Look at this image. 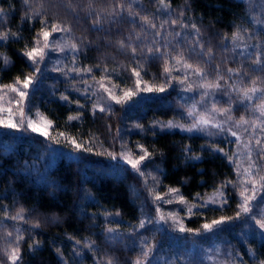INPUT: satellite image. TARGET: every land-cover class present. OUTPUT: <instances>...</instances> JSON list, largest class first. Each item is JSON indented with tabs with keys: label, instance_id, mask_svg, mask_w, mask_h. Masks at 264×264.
<instances>
[{
	"label": "trees",
	"instance_id": "16d2710c",
	"mask_svg": "<svg viewBox=\"0 0 264 264\" xmlns=\"http://www.w3.org/2000/svg\"><path fill=\"white\" fill-rule=\"evenodd\" d=\"M164 4L167 7L159 0H0V33L9 34L0 41V54L8 58L7 64L0 60V121L21 123L22 108L26 118L43 116L51 122L47 139L0 124V264H12L10 253L17 247L16 264L264 261V231L256 223L264 212V193L251 202L250 215L211 231L203 228L221 217H235L239 193L252 187L248 180L264 176V156L256 145L257 139L264 144L258 126L264 123L258 111L264 96L258 91L247 100L243 95L253 86L264 89V0ZM54 24L65 31L52 32ZM42 30L51 33L49 42L75 44V60L69 48L45 49L40 73H34L23 53L37 40L43 47ZM160 53H165L163 58H156ZM166 67L171 87L163 93H141L139 102L134 98L117 104L100 86L114 95L135 90L133 69L144 82L158 86L165 83ZM196 68L203 78L193 74ZM26 74L33 76V84L18 105L20 97L9 86L22 88L16 81ZM217 81L221 87L202 96L205 89L200 85ZM193 105L221 122L225 131L161 127L169 121L189 126L184 120ZM213 105L230 109L231 119L213 113ZM101 107L111 111L101 112ZM242 117L249 123L238 125ZM72 140L92 151L75 150ZM141 145L152 154L140 165L144 176L121 159V153L138 159ZM225 182L231 183L222 188ZM221 188L222 197L217 193ZM156 195L162 199L155 200ZM225 198L227 203H222ZM17 213L23 218L12 219ZM161 214L167 222L159 220ZM181 226L186 230L180 231Z\"/></svg>",
	"mask_w": 264,
	"mask_h": 264
},
{
	"label": "snow or ice",
	"instance_id": "6c2138e0",
	"mask_svg": "<svg viewBox=\"0 0 264 264\" xmlns=\"http://www.w3.org/2000/svg\"><path fill=\"white\" fill-rule=\"evenodd\" d=\"M160 4L163 7H167V5L164 4V0H159ZM129 15H133V13L129 12ZM145 21L147 20L146 17L142 18ZM172 24H175L176 21L173 20L171 21ZM151 27L155 28V25L152 24ZM162 27V26H161ZM193 27H195V25H193ZM65 31L64 28L57 26V25H52V32H62ZM157 35H159L160 33H156ZM14 35V34H13ZM51 35V33L47 30H42V37H43V47L40 46V41L37 40L35 42V45L30 49L27 50L23 53L24 56H26L33 65V72L34 73H40V67L39 65L41 63H43L44 57L47 55V53L45 52V49H50L52 52H56V51H64L65 48H69V50L73 53V60H75L76 56L75 53H77L79 51V49L77 48V46L75 44H64V45H60L59 41H52L49 42V36ZM9 38V34L8 33H0V41H6ZM133 53H135L136 49L133 48L132 49ZM149 52H151V48L148 49ZM157 52L159 53L160 50L157 49ZM165 55V53H160V55L156 58H163V56ZM0 60L3 61L4 64L8 63V58L6 56H3V54H0ZM177 63H180L179 60H177ZM260 61L257 60V64H259ZM185 68L187 69H191L192 65L190 64H185L184 65ZM85 71L90 72L91 69H86ZM134 76L136 77L135 81H134V89H127V90H121V94L120 95H114L113 92L108 89L107 87H105L103 84H101L100 86L104 88V90L108 93V96L111 98V100L115 101L117 104H121V105H125L128 104L130 101H133L134 98H138L136 100V102H139V99H143V97L140 95L141 93H152V92H160L163 93L167 90L168 87H171V80L172 77L170 75V71L169 69L166 67L165 68V73H166V80L164 84L158 85V86H154V85H149L147 84V82H144L142 80V77L140 76V73L138 71H136L135 69L132 70ZM232 70L229 69V72H231ZM193 74L197 75L198 77L203 78L205 76V74L199 69H193ZM184 78L187 79V72H185L184 74ZM144 84L143 87H141V84ZM179 83L183 84L184 80H180ZM22 84V88L17 87V86H9L11 88V91L16 92L18 94V96L20 97V100H17L16 103L19 105L20 101L27 98V96L29 95V93L27 91H25L26 89L29 88L30 85L33 84V76L32 75H25L24 79L21 81L19 80V78H17L16 81V85H21ZM253 84H255V81H253ZM201 88H204L205 91L202 93V96H207L209 95V90L211 89H219L221 86L219 84V82L217 81L215 84L212 83H202L200 85ZM187 90H191V85L187 86ZM87 91V90H86ZM261 92L262 96H264V89H258L255 86H253L250 90H246L244 91L243 95L244 98L247 100H251L253 98V95L257 92ZM251 93V95H250ZM61 99L67 100L68 97L66 96H62ZM95 108L96 105L93 106V112L95 114ZM111 111V107L105 109L104 107L100 108L101 112L104 111ZM9 113H11V108H9L7 110ZM213 113L219 111V113L221 115H225L228 114V119H231V115H230V109H220L217 110L215 108V105H213V109L211 110ZM258 111L261 113V117H264V104L259 105L258 107ZM19 115L21 117V123H16L14 122V120L12 119H8V120H3L0 121V124H2L4 127L6 128H10V129H17L19 130L20 128H24L25 131L27 130H31L34 133H38L41 136H44L46 139L49 138V132L47 131V128L51 127V122H47V124L45 126H37L35 121H32L30 118H26L25 114L23 112V109L21 108L19 111ZM188 115L190 116H198V118H194L193 123L190 126L185 127L184 125L181 124H176L173 123L172 121H169L167 124L165 125H161V127H167V128H180L183 131H188V132H192V131H201L204 130L206 128H208L209 126L214 127L220 131H225L223 124L221 122L216 121L214 118H208L203 114H197L195 113V105H193L192 109L189 110ZM79 117H69V119H78ZM26 123V126H25ZM248 124L249 122L247 120H244L243 117L241 118L240 121L237 122V124ZM135 127H142V125L136 124L134 125ZM261 129V131H264V123H260L258 125ZM227 131L230 132V134L233 137L237 136V133L235 131H232L231 129H227ZM255 131V128H253V132ZM60 135H63V133H61ZM71 144L74 145V149L75 150H79V151H86V152H90L92 151L91 148H86L83 147V145L81 143H77L75 140L71 141ZM256 145L258 146L259 150H260V155L264 156V144L261 143L260 139L256 140ZM246 148L249 147V145H245ZM140 148V154L138 159H131L128 156H125L123 153H121V159L125 160L126 163L128 165L131 166V169L134 170L136 173H138L140 176H144V172L141 171L140 165L143 161H145L146 159H149L151 157V153L148 152L147 149H145L142 145L139 146ZM217 151L223 152V149H216ZM108 155L111 156L112 159H116V155L112 154V153H108ZM225 157H228V154L225 153ZM192 159H196L199 160L200 157H191ZM247 171V170H246ZM259 171V170H258ZM249 177H251V173H247ZM155 179V178H153ZM228 183L231 182H225L224 185H222L223 187H227ZM243 183V182H242ZM248 183H251L252 187L251 189L245 187L240 193V197H241V201L238 204V209L239 211H237L235 217H221L220 219H216L213 220L211 224L205 223L203 225L204 230L207 231H211L213 229L214 226H220L232 219H236V218H240L242 215H250L252 213V201H256L258 199V197L260 196L261 193H264V176H260L259 179H249ZM221 189L217 190V193L219 196H223V191ZM176 189H171V192H176ZM155 200H161L162 197L159 195H156L154 197ZM181 202L183 203V197H180ZM170 202V201H169ZM212 202H216L215 198H213ZM222 203H227L226 198L222 201ZM189 212L191 213V208H189ZM168 216L170 218H172L175 221V217L172 216L171 213L168 214ZM20 218L22 219V215L20 213H17L16 217H12V219H17ZM253 219H255V216L252 217ZM159 220L161 221H166V218L163 214H161L159 216ZM256 223L259 225V228L261 230H264V212L261 213V219H257ZM140 227H144V221H141L140 223ZM180 231H185L186 229L184 227H180L179 228ZM188 231H192L191 229H187ZM109 231H113L112 229H109ZM20 237H18L19 239ZM151 251V249H148V251L144 252V257H147L149 255V252ZM10 259L12 260V264H16V261L19 260V249L18 247L16 249H13L12 252L10 253ZM109 264H111V262H109ZM135 264H144L143 261H141L140 259H138ZM261 264H264V261H261Z\"/></svg>",
	"mask_w": 264,
	"mask_h": 264
},
{
	"label": "rangeland",
	"instance_id": "374dc122",
	"mask_svg": "<svg viewBox=\"0 0 264 264\" xmlns=\"http://www.w3.org/2000/svg\"><path fill=\"white\" fill-rule=\"evenodd\" d=\"M193 107V106H192ZM192 107H190V108H188V112H189V110L190 109H192ZM198 110H199V107H196V105H195V113H197V114H200L199 112H198ZM188 114V113H187ZM206 116V115H205ZM187 118L184 120L186 123H187V125H191L192 123H193V121H194V118H198V116H196V117H194V116H190V115H187L186 116ZM207 117V116H206ZM189 119V120H188ZM32 121H35L36 122V124H37V126H45L46 124H47V120L45 119V117H43V116H41V117H39L38 119L37 118H32ZM187 121H189L190 123L188 124V122ZM181 124V123H180ZM185 124V123H184ZM182 125V124H181ZM185 126V125H184ZM48 129V128H47ZM264 231V230H263ZM213 264H218V262H214Z\"/></svg>",
	"mask_w": 264,
	"mask_h": 264
}]
</instances>
